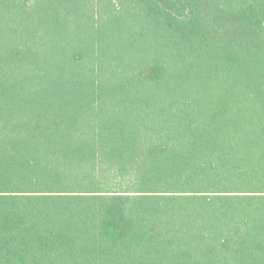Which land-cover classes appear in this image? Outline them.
Instances as JSON below:
<instances>
[{"label": "trees", "instance_id": "trees-1", "mask_svg": "<svg viewBox=\"0 0 264 264\" xmlns=\"http://www.w3.org/2000/svg\"><path fill=\"white\" fill-rule=\"evenodd\" d=\"M0 264H264V0H0Z\"/></svg>", "mask_w": 264, "mask_h": 264}, {"label": "rangeland", "instance_id": "rangeland-1", "mask_svg": "<svg viewBox=\"0 0 264 264\" xmlns=\"http://www.w3.org/2000/svg\"><path fill=\"white\" fill-rule=\"evenodd\" d=\"M102 8L110 16L109 19L106 13H100L97 9L94 10L87 7L80 10L81 15L76 20V35L78 34L79 40L91 41L92 39H96V37L100 38L106 35V28L110 25L108 23L113 18L112 15L114 13L110 12L106 3L105 7L102 5ZM123 19L130 20L129 16H124Z\"/></svg>", "mask_w": 264, "mask_h": 264}]
</instances>
